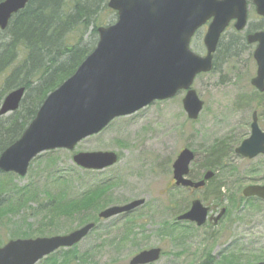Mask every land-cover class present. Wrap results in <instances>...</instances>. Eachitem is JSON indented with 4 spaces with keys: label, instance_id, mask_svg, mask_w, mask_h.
Masks as SVG:
<instances>
[{
    "label": "rangeland",
    "instance_id": "rangeland-1",
    "mask_svg": "<svg viewBox=\"0 0 264 264\" xmlns=\"http://www.w3.org/2000/svg\"><path fill=\"white\" fill-rule=\"evenodd\" d=\"M111 17L115 21L116 13ZM249 23L264 26V18L256 13L253 3ZM207 27L208 24L201 27L191 41L192 49L200 54L206 52L203 39ZM232 28L223 35L222 49L229 42ZM254 48L249 46L238 57L227 58L219 53L222 58L218 69L195 79L193 87L205 101L196 120L188 118L182 103L186 91H180L170 99L155 101L134 114L114 119L102 132L83 139L72 150L42 152L31 161L25 176L1 171L0 181L11 185L14 192L3 194L0 203L20 200L22 204L3 218L0 246L16 238L69 233L96 221L95 229L76 246L80 256L87 259L83 264H130L141 250L156 246L162 248L163 254L150 264H202L206 260L209 264H252L262 260L264 200L241 197L245 186L264 184V154L249 159L233 152L228 156V165L234 166L235 171H215L212 182L223 185V202L209 198L207 188L189 190L175 186L172 167L180 150L188 146L197 153L191 176L200 178L209 145L226 138L233 140L235 148L250 135L252 113L259 108V100L251 106L240 105L239 101L255 96L256 89L251 84L257 71ZM262 111L260 108L259 113ZM260 125L264 129V119ZM96 150H114L120 160L103 170H87L73 160L79 151ZM107 184L110 188L102 192L100 207H89L85 221L77 214L72 219L58 211L54 214L49 205L50 193L75 199ZM27 186L35 192L32 197H23L15 190ZM137 198H145L146 202L130 213L108 219L98 217L110 205ZM194 198L201 199L214 212L225 206L228 216L218 225L198 226L190 221L173 225L176 216L189 209ZM232 198L239 199L237 206ZM40 203L45 206L40 207ZM216 203L221 204L217 207ZM127 226L132 228L130 232L126 231Z\"/></svg>",
    "mask_w": 264,
    "mask_h": 264
},
{
    "label": "water",
    "instance_id": "water-1",
    "mask_svg": "<svg viewBox=\"0 0 264 264\" xmlns=\"http://www.w3.org/2000/svg\"><path fill=\"white\" fill-rule=\"evenodd\" d=\"M28 1L0 2V28L5 29L11 17ZM253 2L257 13L264 16V0ZM108 5L117 11V20L98 28L99 40L94 50L69 78L47 95L21 137L2 152L1 171L24 176L40 153L57 148L72 150L83 139L101 132L113 119L133 114L155 100L171 98L181 90H186L183 105L188 117L197 119L204 101L192 87L196 76L214 68V53L230 22L235 20L237 30H243L248 22L247 0H109ZM209 20L204 37L207 51L201 55L190 44L196 31ZM248 41L258 43L254 51L258 69L252 83L264 91V31L248 34ZM25 90L19 87L9 92L0 114L16 111ZM236 152L248 158L264 153V131L259 127L256 113L251 136ZM195 156L188 147L178 154L173 163L176 186L200 188L214 176L209 169L201 180L189 178ZM73 159L83 168L101 170L117 163L119 156L113 150L80 151ZM243 195L264 199V184L246 186ZM144 203L145 199L139 198L112 205L99 215L110 218ZM209 210L197 198L177 220L201 225L206 222ZM224 211L225 208L214 218L216 222ZM95 225L89 222L66 234L11 239L0 247V264H36L62 247L79 243ZM161 251L159 247L143 250L130 263L154 262L160 258Z\"/></svg>",
    "mask_w": 264,
    "mask_h": 264
},
{
    "label": "trees",
    "instance_id": "trees-1",
    "mask_svg": "<svg viewBox=\"0 0 264 264\" xmlns=\"http://www.w3.org/2000/svg\"><path fill=\"white\" fill-rule=\"evenodd\" d=\"M108 1L29 0L23 9L11 17L6 29L0 28V107L7 93L19 87L26 88L19 108L8 116L0 115V155L21 137L47 95L70 77L93 51L99 40L98 28L106 23L114 22V19L110 18L116 11L109 7ZM262 27H258L256 23L250 24L248 31ZM222 46L223 37L215 53L213 71L218 69L219 60L222 58L221 56L219 59V53L227 58L238 57L250 45L246 41L245 34L233 30L226 47L222 49ZM255 93L258 96L252 95L240 100V105L248 103L251 106L255 100L261 101L258 99L259 96L264 100V96L259 91L255 90ZM232 141L224 138L209 145L205 152L206 159L202 164L203 168L220 172L235 171L234 166L228 165V156L234 152ZM214 177L207 182L204 188L208 189L209 198L215 199V202H223L221 191L223 185L213 184ZM109 188L108 184L103 185L88 190L75 199L68 198L63 193L60 197L50 193L48 194L51 200L49 205L53 207L54 214L58 211L63 216L68 215L69 219L77 214L82 221H85L89 218L86 215L91 209L89 207L95 209L100 207L102 192ZM11 190L14 192L11 185L0 181V197L3 194H10ZM15 190L23 197L25 195L32 197L35 193L28 186L17 187ZM231 200L236 206L239 204V199L232 198ZM21 204L20 200L18 203H12L11 200L8 203L4 201L0 203L1 226H3L2 222H5L3 218L6 217V213L15 210ZM39 206L44 207L45 205L40 203ZM131 230L132 228L127 226L126 231ZM168 232L174 233L175 231ZM22 235L29 236L30 234L23 233ZM76 246L60 249L41 260L42 264L86 263L87 259L80 256Z\"/></svg>",
    "mask_w": 264,
    "mask_h": 264
},
{
    "label": "flooded vegetation",
    "instance_id": "flooded-vegetation-1",
    "mask_svg": "<svg viewBox=\"0 0 264 264\" xmlns=\"http://www.w3.org/2000/svg\"><path fill=\"white\" fill-rule=\"evenodd\" d=\"M249 1V0H248ZM251 3L252 2H250L249 1V8L251 7ZM260 18H264V17H262V16H260ZM234 22L235 21H232L231 22V24H230V26L232 27H234ZM234 29V28H233ZM259 30H264L263 28H258V29H256V31H259ZM255 31V30H254ZM243 34H246V38H247V30L245 31V32H242ZM260 94L261 95H263L264 96V92H260ZM255 96H258V94H256L255 93ZM260 97V96H259ZM258 99H261V98H258ZM256 102H257V100H255ZM254 102V101H253ZM257 107H259V108H256V109H254L253 110V113H252V122L250 123V128H251V131H252V123H253V121H254V114L256 113V115H257V120H258V122H259V126L261 127V125H260V121L262 120V119H264V100H261V101H258L257 102ZM260 108H262L263 109V111L261 112V113H259V109ZM262 128V127H261ZM263 129V128H262ZM264 130V129H263ZM251 131H250V133H251ZM192 190V189H191ZM219 206V205H218ZM217 206V207H218ZM221 210V207H220V209L218 210V211H216V212H214V209L209 213V215L211 216H213L214 215V213H218L219 211ZM128 213H130V212H128ZM228 216V209H226L225 210V212H224V214L221 216V218L218 220V222H214V220H212V219H210V220H208L207 221V223H212V224H214V225H218L220 222H223V220L226 218ZM174 223H176V218H175V222ZM208 260H210V258H208ZM260 260V259H259ZM260 262H264V258H262V260H260V261H258V262H254V263H252V264H258V263H260ZM210 263V261H205L204 263H202V264H209Z\"/></svg>",
    "mask_w": 264,
    "mask_h": 264
}]
</instances>
